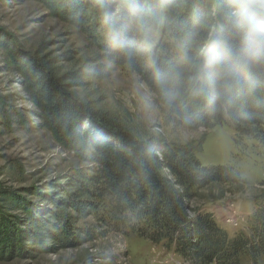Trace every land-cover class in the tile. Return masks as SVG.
I'll use <instances>...</instances> for the list:
<instances>
[{"label": "rangeland", "instance_id": "rangeland-1", "mask_svg": "<svg viewBox=\"0 0 264 264\" xmlns=\"http://www.w3.org/2000/svg\"><path fill=\"white\" fill-rule=\"evenodd\" d=\"M227 1L0 0V264H189L166 242L154 244L128 224L116 227L105 217L103 202L74 188L86 182L93 165L81 162L50 132L38 86L19 70L27 71L31 62L47 64L53 80L104 68L103 79L87 74L62 83L136 139L186 145L202 166L234 170L242 183L195 192L190 216L211 215L229 237L251 235L264 204V145L257 137L264 131L237 133L227 123L209 130L165 126L139 78L103 60V46L124 10L136 21L142 47L152 52L169 45L165 24L178 16L197 20L212 44V18ZM232 1L264 23V14L248 0ZM79 119L83 129L98 127L85 116ZM246 261L241 263L250 264Z\"/></svg>", "mask_w": 264, "mask_h": 264}, {"label": "trees", "instance_id": "trees-1", "mask_svg": "<svg viewBox=\"0 0 264 264\" xmlns=\"http://www.w3.org/2000/svg\"><path fill=\"white\" fill-rule=\"evenodd\" d=\"M248 1L264 14V0ZM124 12L113 23L103 60L139 78L165 126L209 130L227 123L237 133L264 131V53L250 49L251 32L242 26V14L257 27L264 23L255 22L239 1L216 9L212 44H207V31L197 20L178 16L165 24L169 45L152 52L142 47L136 21ZM19 70L27 80H35L38 99L48 107L43 119L50 132L81 162L93 165L86 182L74 188L103 202L112 224H128L154 244L166 242L189 264H242V259L258 264L264 259V204L247 237H229L209 214L190 216L195 192L242 183L234 170L202 166L186 145L136 139L116 120L90 110L62 83L87 74L103 79L104 68L82 69L58 80L52 79L47 64L31 62L27 71ZM80 116L98 127L90 129L87 123L83 129ZM257 137L264 145V135Z\"/></svg>", "mask_w": 264, "mask_h": 264}, {"label": "clouds", "instance_id": "clouds-1", "mask_svg": "<svg viewBox=\"0 0 264 264\" xmlns=\"http://www.w3.org/2000/svg\"><path fill=\"white\" fill-rule=\"evenodd\" d=\"M242 20L245 21L242 26L248 28L251 32L249 40L250 49L257 53H264V27H257L251 22L247 21V18L242 14Z\"/></svg>", "mask_w": 264, "mask_h": 264}]
</instances>
